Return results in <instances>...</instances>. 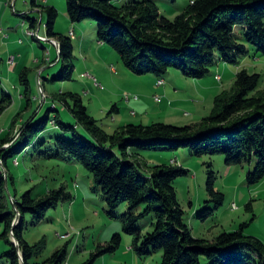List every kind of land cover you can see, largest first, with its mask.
<instances>
[{
  "label": "trees",
  "instance_id": "obj_1",
  "mask_svg": "<svg viewBox=\"0 0 264 264\" xmlns=\"http://www.w3.org/2000/svg\"><path fill=\"white\" fill-rule=\"evenodd\" d=\"M123 1L67 0V12L72 23L96 22L99 42L115 50L126 68L139 76L152 75L161 80L174 68L185 76L203 79L216 66L217 57L224 63L238 66L249 54L247 45L235 37L238 28L243 30L247 43L264 54V0H191L174 20L164 17L152 0ZM32 5L39 8L38 0H32ZM47 11L48 38L56 39L60 50L53 51L59 56V64L50 69L46 80L72 81L76 69L72 37L64 38L55 31L58 11L54 7H48ZM23 17L30 21V30L35 31L37 20ZM29 75L28 68L20 73L27 107L33 103ZM261 80L260 74L240 70L234 87L215 97L211 114L192 126L128 124L109 134L91 116L80 96L59 92L53 95L52 101L63 103L76 124H65L57 105L53 104L50 111L57 115L51 118L48 112L36 125L26 123L18 138L22 142L16 149L18 140L17 136L13 137V131L25 112L19 113L14 118L13 128L0 140V238L9 247L0 260L6 259L8 264H39L34 261L43 247L42 244L31 246L24 239L25 215L32 214L34 221L40 223L49 210L73 199L64 187L41 198H35L33 191H28L21 203L13 196L14 203L8 198L11 178L8 159L17 152L35 147L33 143L52 123L56 130L65 133L55 141L57 153L69 155L92 174L111 215L115 216V211L127 204L124 230L136 236L134 248L141 256L162 251V264H201L202 258L210 264H264V243L244 233L247 224L236 232H224L213 241L195 238L185 222V212L174 187L175 181L189 171L182 166L160 165L148 173L137 158L141 152L182 148L192 150L197 157L220 154L230 167L255 164L248 182L259 184L264 180V89H259ZM2 86L0 79V88ZM70 99L74 106L69 104ZM12 104V96H4L0 101V116ZM80 128L85 135L80 133ZM7 145L10 146L6 149ZM215 183L212 170L207 184L211 198L208 203H215L218 209L224 204L225 195L216 190ZM143 206V214L135 216L136 210ZM251 207V203L247 205L248 210ZM212 212L207 209L206 217ZM18 213L20 223L14 225ZM150 215L155 217L154 231L142 237L137 223ZM141 240L142 248L139 249ZM120 243L121 235H115L111 245L103 247L98 255L114 252ZM66 259L65 248L42 264H63Z\"/></svg>",
  "mask_w": 264,
  "mask_h": 264
},
{
  "label": "rangeland",
  "instance_id": "obj_2",
  "mask_svg": "<svg viewBox=\"0 0 264 264\" xmlns=\"http://www.w3.org/2000/svg\"><path fill=\"white\" fill-rule=\"evenodd\" d=\"M15 1L7 8L4 5L0 7L2 35L14 34L23 42L22 50L16 55L22 56L19 71L14 81H3L0 88V101L4 96L13 98L11 107L0 116V140L13 128L14 118L24 111L13 131V137L17 136L18 140L15 143L16 149L22 142L18 138L26 123L36 125L48 112L51 118L57 115L50 111L53 104L57 105L65 124H76L63 103L52 101L53 95L59 92H72L80 96L91 116L99 121L107 133L112 134L117 127L128 124L192 126L211 114L215 97L234 87L236 75L242 69L250 74H260L262 80L259 89H264V54L247 43L241 28L235 30V37L241 44L247 45L249 54L241 59L238 66L224 63L217 57L216 66L203 79H193L173 68L161 78L165 82L161 87L158 86L159 80L156 77L139 76L131 72L115 50L100 43L96 22L87 20L72 23L67 12V0H38L39 8L32 5V0H19L18 7ZM152 1L158 5L164 17L174 20L191 0ZM48 7H54L58 11L55 31L64 38L72 37L73 62L76 66L72 81L46 80L50 69L59 64V56L56 57L53 51L60 50L58 41L48 38ZM16 9L23 13H17ZM22 15L37 20L35 31L30 30V21ZM37 32L43 36V40L39 39ZM31 33H35V36ZM23 68L30 70V96L33 100L30 107H27V101L22 96L20 73ZM81 72L87 75L82 77ZM166 90L169 95L164 92ZM171 102L173 104L169 105ZM69 104L74 106L73 100L70 99ZM80 133L85 135L83 128H80ZM64 135L49 123L37 143H33L35 147L17 152L13 158L8 159L7 170L11 177L8 198L11 203L15 202L14 198L21 203L28 191H33L35 198H41L62 187L73 196L71 201L49 210L40 223L34 221L32 214L25 215L24 239L31 246L42 244L43 247L34 262L42 264L56 251L66 248L67 259L63 264H162V251L141 256L134 248L136 236L129 235L124 230L123 216L127 213V204L120 206L115 211V216H112L92 174L69 155L57 153L55 141L57 137ZM117 153L120 155L119 151ZM137 158L148 173L160 165L182 166L189 171L175 181L174 187L179 204L185 212V222L195 238L213 241L222 233L236 232L247 224L244 233L264 243V180L256 185L248 182V175L254 171L255 164L230 167L223 155L197 157L192 150L183 148L175 151L141 152ZM212 170L216 176V190L225 195V202L218 209L215 203H208L211 198L207 184ZM250 203L252 207L248 210L247 205ZM235 204L236 208L233 207ZM144 209V206L137 209L134 215H142ZM207 209H212L213 212L206 217ZM20 219L18 213L14 225H18ZM155 222L154 215L138 221L137 227L142 237L154 231ZM1 232L0 229V235ZM115 235H121L119 248L112 253L98 255L103 247L111 245ZM12 240L14 242V238ZM142 241L138 244L139 249L142 248ZM8 249L6 242L0 238V256ZM0 264L8 262L1 259ZM201 264L210 262L202 258Z\"/></svg>",
  "mask_w": 264,
  "mask_h": 264
},
{
  "label": "crops",
  "instance_id": "obj_3",
  "mask_svg": "<svg viewBox=\"0 0 264 264\" xmlns=\"http://www.w3.org/2000/svg\"><path fill=\"white\" fill-rule=\"evenodd\" d=\"M12 1L14 0H0V7L1 5H4V7L7 8L9 5H11ZM18 1L19 0L15 1L16 7H18ZM15 11L17 13H23L22 11L20 12L18 9H16ZM2 18L4 19L5 16H3ZM37 34L40 36L38 32ZM22 45H23L22 40L18 39L14 34L2 35V29L0 28V79H2V81H7V82L14 81V77L16 76V73H18L19 68L21 66V62H22V56L16 57L17 53H19V51L22 50V47H21ZM11 59H14L12 63H10ZM24 69L25 68H23V70ZM80 75L83 77L84 75H87V74L85 72H81ZM39 78L40 76L38 77V83L40 80ZM164 92L167 95H169L167 90ZM172 104L173 103L171 102L169 105H172ZM116 111L119 112V109H116ZM27 116L28 115H26V117ZM172 116L174 115L172 114ZM25 118L22 119L23 122L26 121Z\"/></svg>",
  "mask_w": 264,
  "mask_h": 264
},
{
  "label": "built area",
  "instance_id": "obj_4",
  "mask_svg": "<svg viewBox=\"0 0 264 264\" xmlns=\"http://www.w3.org/2000/svg\"><path fill=\"white\" fill-rule=\"evenodd\" d=\"M218 79L220 80V77H218ZM164 84H165V82L163 80L158 81V86H162ZM157 100H158V102L160 101V99H157ZM233 207H236V204Z\"/></svg>",
  "mask_w": 264,
  "mask_h": 264
},
{
  "label": "bare ground",
  "instance_id": "obj_5",
  "mask_svg": "<svg viewBox=\"0 0 264 264\" xmlns=\"http://www.w3.org/2000/svg\"><path fill=\"white\" fill-rule=\"evenodd\" d=\"M31 35H34V36H35V33H31ZM39 39H40V40H43V37L39 36ZM98 86H99V85H98ZM234 208H236V207H234Z\"/></svg>",
  "mask_w": 264,
  "mask_h": 264
},
{
  "label": "water",
  "instance_id": "obj_6",
  "mask_svg": "<svg viewBox=\"0 0 264 264\" xmlns=\"http://www.w3.org/2000/svg\"><path fill=\"white\" fill-rule=\"evenodd\" d=\"M14 244L19 248V244L15 239H14Z\"/></svg>",
  "mask_w": 264,
  "mask_h": 264
}]
</instances>
